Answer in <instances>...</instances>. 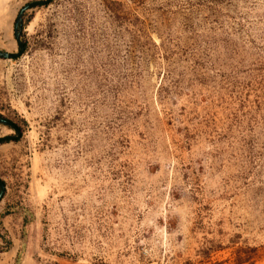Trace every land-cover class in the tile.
Returning <instances> with one entry per match:
<instances>
[{
	"label": "rangeland",
	"instance_id": "374dc122",
	"mask_svg": "<svg viewBox=\"0 0 264 264\" xmlns=\"http://www.w3.org/2000/svg\"><path fill=\"white\" fill-rule=\"evenodd\" d=\"M32 1L0 0V51L24 44L0 264H264V0H50L16 27Z\"/></svg>",
	"mask_w": 264,
	"mask_h": 264
},
{
	"label": "water",
	"instance_id": "95a60500",
	"mask_svg": "<svg viewBox=\"0 0 264 264\" xmlns=\"http://www.w3.org/2000/svg\"><path fill=\"white\" fill-rule=\"evenodd\" d=\"M50 0H35V1H32V2H29L27 4H25L22 8H20L18 14H17V17H16V20H15V26L17 27L18 26V23H19V20L21 18V15L22 13L28 9V8H33V7H38L40 5H43V4H47ZM17 45L19 47V50L15 53H8V52H2L0 51V56L2 57H5V58H14V57H18L24 50V44L18 40L17 41ZM0 123H3V124H7V125H10L12 126L13 128H15L18 132V135L16 137H18L20 135V131L16 128V126L13 124V122L11 120H8L6 118H3V117H0ZM14 136H10V135H5V136H0V142L1 141H6V140H10V139H13ZM4 189H5V183L2 179H0V199L3 195V192H4Z\"/></svg>",
	"mask_w": 264,
	"mask_h": 264
},
{
	"label": "bare ground",
	"instance_id": "6f19581e",
	"mask_svg": "<svg viewBox=\"0 0 264 264\" xmlns=\"http://www.w3.org/2000/svg\"><path fill=\"white\" fill-rule=\"evenodd\" d=\"M0 28L3 29V31H5L6 33V38H9V36L11 35V32H10V25L8 24V21L6 22L5 20H2L0 21ZM8 132L7 129H3L2 130V134Z\"/></svg>",
	"mask_w": 264,
	"mask_h": 264
},
{
	"label": "flooded vegetation",
	"instance_id": "af4514ba",
	"mask_svg": "<svg viewBox=\"0 0 264 264\" xmlns=\"http://www.w3.org/2000/svg\"><path fill=\"white\" fill-rule=\"evenodd\" d=\"M13 122V121H12ZM13 124L16 126V128L20 131V133H21V130H20V128H19V126L15 123V122H13ZM5 125H7V124H5ZM7 126H9L11 129H13V131H14V138L13 139H10V140H14L15 138H16V136L18 135V132H17V130L15 129V128H13L12 126H10V125H7ZM2 142V141H1Z\"/></svg>",
	"mask_w": 264,
	"mask_h": 264
},
{
	"label": "crops",
	"instance_id": "0c3cea01",
	"mask_svg": "<svg viewBox=\"0 0 264 264\" xmlns=\"http://www.w3.org/2000/svg\"><path fill=\"white\" fill-rule=\"evenodd\" d=\"M3 258V257H2ZM15 263V259H13L12 261H11V264H14ZM31 262H29L28 260L26 261V263L25 264H30Z\"/></svg>",
	"mask_w": 264,
	"mask_h": 264
}]
</instances>
